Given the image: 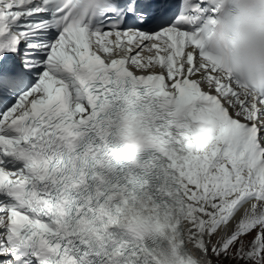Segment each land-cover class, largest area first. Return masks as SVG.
<instances>
[{"label": "snow or ice", "instance_id": "1", "mask_svg": "<svg viewBox=\"0 0 264 264\" xmlns=\"http://www.w3.org/2000/svg\"><path fill=\"white\" fill-rule=\"evenodd\" d=\"M214 4L0 0V264H264V85Z\"/></svg>", "mask_w": 264, "mask_h": 264}, {"label": "clouds", "instance_id": "2", "mask_svg": "<svg viewBox=\"0 0 264 264\" xmlns=\"http://www.w3.org/2000/svg\"><path fill=\"white\" fill-rule=\"evenodd\" d=\"M214 6L205 53L219 58L241 83L264 85V0H215Z\"/></svg>", "mask_w": 264, "mask_h": 264}, {"label": "bare ground", "instance_id": "3", "mask_svg": "<svg viewBox=\"0 0 264 264\" xmlns=\"http://www.w3.org/2000/svg\"><path fill=\"white\" fill-rule=\"evenodd\" d=\"M188 248L191 250L194 256L199 257L200 253L196 251L192 244H188Z\"/></svg>", "mask_w": 264, "mask_h": 264}, {"label": "rangeland", "instance_id": "4", "mask_svg": "<svg viewBox=\"0 0 264 264\" xmlns=\"http://www.w3.org/2000/svg\"><path fill=\"white\" fill-rule=\"evenodd\" d=\"M250 239L249 237H246L245 240ZM230 264H245L244 261H231Z\"/></svg>", "mask_w": 264, "mask_h": 264}]
</instances>
